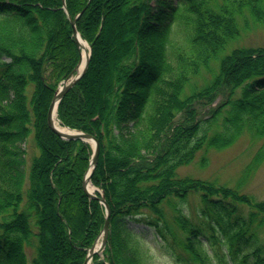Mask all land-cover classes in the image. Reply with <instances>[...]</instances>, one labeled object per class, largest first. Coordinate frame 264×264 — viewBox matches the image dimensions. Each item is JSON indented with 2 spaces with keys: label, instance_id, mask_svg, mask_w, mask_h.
I'll list each match as a JSON object with an SVG mask.
<instances>
[{
  "label": "trees",
  "instance_id": "obj_1",
  "mask_svg": "<svg viewBox=\"0 0 264 264\" xmlns=\"http://www.w3.org/2000/svg\"><path fill=\"white\" fill-rule=\"evenodd\" d=\"M64 1L65 7L62 0H0V111L16 113L11 125L21 131L9 143L0 134V254L13 245L22 264H82L101 232L105 209L82 187L91 145L59 137L47 123L55 89L80 57L68 16L86 6L75 23L91 45L90 59L56 112L62 125L94 135L99 143L90 181L108 203L109 227L106 245L91 264H143L127 220L144 212L146 223L193 264H213V257L220 264L226 256L236 264H264V244L255 238L264 226V199L256 200L239 183L177 172L197 152L219 147L217 139L227 142L226 136L260 141L244 174L264 162V47L234 44L243 31L240 18L244 26L264 24V0H174L163 30L166 1L116 0L117 8L125 3L126 18L131 15L134 23L132 43L119 49L110 73L96 68L105 82L91 86L90 104L81 82L107 16L105 0H95L93 8V0ZM116 7L112 26L122 16ZM155 29L160 46L154 58L144 39L145 31ZM230 45L235 46L225 52ZM233 56L243 57L238 62L247 68L236 75L226 67ZM30 133L37 152L26 165L19 143ZM195 195L201 215L193 223L179 204ZM55 221L61 236L45 242L43 233L53 232ZM117 232L125 249L117 246ZM201 237L225 250L218 254L211 246L209 252Z\"/></svg>",
  "mask_w": 264,
  "mask_h": 264
},
{
  "label": "rangeland",
  "instance_id": "obj_2",
  "mask_svg": "<svg viewBox=\"0 0 264 264\" xmlns=\"http://www.w3.org/2000/svg\"><path fill=\"white\" fill-rule=\"evenodd\" d=\"M90 1L91 0H89L88 3ZM115 1L116 0H105L107 16L104 20L105 21L104 25L100 29L101 33L99 35V38L95 42L96 45L93 54L94 57L91 60L90 69L87 72V74L84 76L85 78L83 79V82H81L83 88H85L84 95L87 101L89 102V104L90 101L92 100L91 99L92 93H94V91L92 92L91 90V86L102 87V84H104L105 82V79L104 78L102 79V77L99 76L98 70L101 68L103 69L106 68L109 69V73H110L113 65L117 62V59L119 58V54H118L119 49L125 50L128 47H130L132 43L130 38L131 36L129 35V31L132 30L134 23L131 24L129 22L127 28L123 29L122 34H120V36L117 35V33L120 31V27L127 21L125 19L128 11L127 9H125L126 8L125 3L122 2L121 6L117 8ZM164 1L166 2L164 3L163 6L168 7V10L166 12L167 14H165V16L162 18V20L159 23L161 27V28L159 27V29L161 30H163L165 24L168 22L169 20L168 17H171V14L169 16L168 14L172 9L171 6H173V4L175 3L174 0H164ZM94 2L95 0H93L90 3V8H93ZM166 3L170 6H167ZM113 7H116L114 10L116 9L119 10L118 14H122V16L120 15V17L118 18L119 22L117 26L115 25L112 26L113 15L111 13V9ZM241 19L242 18H240V25L243 26L241 28L243 29V31L241 30L239 41L234 44L241 46L245 45L250 47L251 46L264 47V24L259 23L260 25L249 24L248 26L247 25L244 26L242 25L243 20ZM159 29L145 31V33L147 32L146 33L147 36H145L144 41L147 42L148 44L147 46L150 47L149 49V52L151 54L150 57H154V58L159 53L158 48L160 44L157 36V32L159 31ZM115 37H117L116 41H115L116 39ZM114 41L117 46H111L110 48V45ZM232 46L235 45L228 46L225 52H228L229 48H231ZM252 60L253 59L249 57V60L247 62H249V64H252L254 62ZM238 61L241 62L245 60L241 56L237 58L233 56V59L229 60L226 63V67L229 68L231 71L235 72L234 75H236L237 72L239 73V71L241 70L247 69L246 67L243 69L242 65H240L241 63ZM215 64L216 63L212 65L211 62V67H213ZM98 67L99 69H96ZM227 68H224L223 71H225ZM220 71H222V69ZM248 72L249 70L246 71V73ZM196 73L197 72H195L194 70L193 77L197 75ZM208 73L212 74L213 70L208 69ZM246 73L244 75H241L242 77L240 76L239 79L241 80L246 75ZM192 79L193 78L189 79L188 83ZM102 96H103L102 94H97L96 96L94 94L93 98L96 101L99 99L102 100ZM87 101L85 102L80 101L78 106L80 108L84 107L88 109ZM15 117H16V113L13 114L9 111H3V109H1L0 111V125H1L0 134L4 136V138L7 140L8 143L11 142L14 139V137L21 134V131L18 128L14 129L13 126L11 125L12 120H14ZM223 136H226V134ZM226 140L227 142H225L224 138L217 139L216 144H218L219 147L207 148V150L197 152L194 158L189 163L182 164L177 169V172H179L181 176L190 175L202 179L206 178V179L214 180L215 182L217 181L219 183H225V184L228 183L229 185H233V186L239 183V187L247 194L252 195L256 200L264 199V162L261 163L258 167L249 168L248 170L249 172L246 174H244V170H243V167L246 164H248V162L251 160L250 157L257 149V146L259 145L260 141L251 144L249 140V136L246 135L239 136L238 138H233L232 140H229L228 136H226ZM19 146L25 151L23 157L25 158L26 165H28L32 154L37 152V147L35 146L32 133L29 134V136L25 141L19 143ZM3 148L5 147L3 146ZM18 159L20 158L15 159L13 162L16 163ZM50 194L52 195V192ZM179 207L181 208L182 214L185 213V215L188 216L193 223L200 221V217L197 215H201V207L199 205V198L196 195L189 196L184 203L179 204ZM147 216L148 214L144 212L141 213L140 215H136L133 218L127 220L128 230H131L134 235V238L139 241L138 246L142 254L141 262H143V264H193L192 261L188 259L187 255L185 256V254L181 251L182 249H180L176 243L175 244L172 243L171 239L168 240L165 238H161L158 229H156L154 225H149L146 223V220L149 219L147 218ZM170 223L171 221L169 222V225L173 226V222L171 224ZM59 226L60 223L57 222L53 232L51 231L47 233L44 231L43 236L45 242L51 240L53 236L57 238L61 236ZM172 228L176 234V237L178 238L180 235L179 232L177 231V228L175 227ZM261 228L262 230L257 231L256 233L257 236H255V238L259 240V244L263 245L264 226ZM168 231L169 229L165 230V233H167V235H169ZM119 238L122 239V237H120V235H118L117 232L115 239L117 246L118 248L121 247L125 249L124 246L122 247V240H120ZM201 240L203 243V247L209 248V252H213V248H216L218 254L222 252L223 249L225 250V248L219 246L218 244L210 245L209 240H207L205 237H201ZM211 246L213 248H211ZM248 258L251 259L252 255H249ZM224 259H225L224 262H220V264H236L233 260H231L229 256H226ZM0 262H2L3 264H22L21 257H19V254L16 253V250H14L13 245L10 251H8L7 253H4V251L1 252ZM212 263L218 264V260L215 259V257H213Z\"/></svg>",
  "mask_w": 264,
  "mask_h": 264
},
{
  "label": "water",
  "instance_id": "obj_3",
  "mask_svg": "<svg viewBox=\"0 0 264 264\" xmlns=\"http://www.w3.org/2000/svg\"><path fill=\"white\" fill-rule=\"evenodd\" d=\"M63 1V7H65V1ZM86 7V6H85ZM85 7H83L74 18H71L70 16H68L69 19V23H71L72 26V34L75 40V44L78 47H81L80 41H79V36L80 33H78L77 29H76V20L77 18L84 12ZM81 37V36H80ZM84 40V39H83ZM90 51H91V46H89V50L87 51V58L83 64V67H80L79 64L81 62V55L79 57V60L77 62V64L74 66L75 68L73 69V71L68 75V77L64 80H62L57 88L55 89V93L53 95V97L51 98V102L48 106V110H47V123L50 127V129L57 134L59 137L61 136L62 138L65 139H71V138H78L84 141H88L93 143L92 145V156L89 162V169L85 172L84 174V179L82 182V187L84 188L85 192L87 193L88 197L93 198V199H98L99 202L102 204L103 208L105 209V214H104V223L101 229V232L98 234L97 238L94 240V243L91 245V247L88 248L87 250V256L85 257L84 261L82 262V264H90V261L92 259V257L95 254H98L100 251L103 250V248L106 245V239H107V235H108V227H109V210L108 209V203L106 202L104 196H103V192L101 191L99 194L95 193V190L97 191V188L95 187V189L93 190V192H89L88 188H87V184L91 183V173L94 169L95 163L97 161L98 158V150H99V143L98 140L95 138V136L86 133V132H81L77 129H73V128H68L66 127L70 133H61L59 131H57L52 123V116H53V111H56L58 102L60 101L59 99L63 96V94L69 89V87H71L73 84H75L80 76L84 73L85 69H86V65L90 59ZM99 242V243H98Z\"/></svg>",
  "mask_w": 264,
  "mask_h": 264
},
{
  "label": "bare ground",
  "instance_id": "obj_4",
  "mask_svg": "<svg viewBox=\"0 0 264 264\" xmlns=\"http://www.w3.org/2000/svg\"><path fill=\"white\" fill-rule=\"evenodd\" d=\"M165 8V10L164 11H167L168 10V7H164ZM129 10V9H128ZM157 11H159V10H156L153 14H156L157 13ZM131 16V15H130ZM127 17L125 20H127L121 27H120V31L117 33V35H119L120 36V34H122V32H123V29H125V28H127V26L129 25V22H131L132 20H130V18L131 17ZM156 28V27H155ZM139 34H142V33H139ZM145 36H147L146 34H145ZM98 38V37H97ZM116 39H115V41L117 40V37H115ZM119 39V38H118ZM79 41H80V44H81V53H80V55L82 56L81 57V62H80V64H79V66L80 67H83V64H84V62H85V60H86V58H87V51H88V48H89V45L86 43V41H84L80 36H79ZM114 41V42H115ZM92 90V89H91ZM54 113H53V116H52V123H53V126H54V128L57 130V131H59V132H61V133H70V131L65 127V126H63L62 124H61V122H59V120H58V118H57V112L54 110L53 111ZM87 188H88V191L89 192H93V190H94V187H92L91 186V184L90 183H88L87 185ZM99 243V242H98Z\"/></svg>",
  "mask_w": 264,
  "mask_h": 264
}]
</instances>
